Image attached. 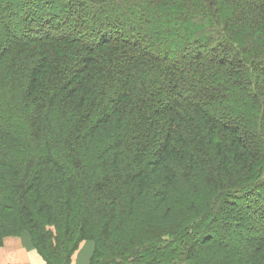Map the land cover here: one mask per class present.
Instances as JSON below:
<instances>
[{"label":"trees","instance_id":"16d2710c","mask_svg":"<svg viewBox=\"0 0 264 264\" xmlns=\"http://www.w3.org/2000/svg\"><path fill=\"white\" fill-rule=\"evenodd\" d=\"M24 230L45 264H264V0H0V245Z\"/></svg>","mask_w":264,"mask_h":264},{"label":"rangeland","instance_id":"374dc122","mask_svg":"<svg viewBox=\"0 0 264 264\" xmlns=\"http://www.w3.org/2000/svg\"><path fill=\"white\" fill-rule=\"evenodd\" d=\"M199 209L202 210L201 208ZM233 212V210H230L220 214L214 227L216 228V233L234 238L231 244L232 248H238L242 240H240L235 232L238 231L242 236H245L246 232L243 227L239 226L238 219H236L235 212ZM224 222L232 225L226 234L220 231V227ZM162 239L168 242L171 241V238L167 235L163 236ZM93 249V240L85 239L80 241L77 248L71 253L69 264H88L92 257ZM0 264H45V261L33 244L30 233L24 230L19 234L8 235L2 239V244L0 245Z\"/></svg>","mask_w":264,"mask_h":264}]
</instances>
